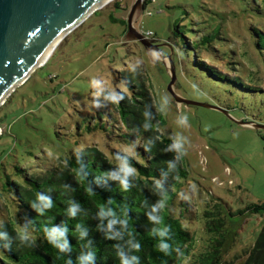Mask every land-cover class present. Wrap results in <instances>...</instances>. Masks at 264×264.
Instances as JSON below:
<instances>
[{"label": "trees", "instance_id": "trees-1", "mask_svg": "<svg viewBox=\"0 0 264 264\" xmlns=\"http://www.w3.org/2000/svg\"><path fill=\"white\" fill-rule=\"evenodd\" d=\"M235 2L232 12L250 36L258 69L233 67L240 60L232 57L238 49L230 44L227 49L223 42L229 32L219 11H214L218 21H193L202 26L175 24L171 39L237 91L243 107L246 103L254 119L264 124V0ZM112 19L127 31L124 18ZM216 62H222L225 71ZM113 72L114 89L124 99L113 104L102 92L101 108L87 126L105 132L104 148L95 143L70 150L62 161L46 162L45 168L24 167L17 157L1 163L0 264H225L239 235L231 229L230 218L247 211L264 216L262 202L233 213L223 201L211 200L197 216L190 211V201L181 197L188 170L173 136L162 130L166 120L143 71L137 66ZM126 164L135 171H126ZM196 217L203 222L201 242L185 223ZM21 234L29 239L21 241ZM161 243L168 247L160 249ZM244 252L241 264H264V218L254 244ZM89 254L92 259L87 261Z\"/></svg>", "mask_w": 264, "mask_h": 264}, {"label": "rangeland", "instance_id": "rangeland-1", "mask_svg": "<svg viewBox=\"0 0 264 264\" xmlns=\"http://www.w3.org/2000/svg\"><path fill=\"white\" fill-rule=\"evenodd\" d=\"M134 1L111 0L96 9L68 32L44 64L35 67L27 79L6 95L0 103V165L17 157L24 167L39 164L45 168L46 162L58 163L70 150L95 143L104 148L105 132L100 128L89 131L87 127L96 109L101 108L93 104L102 92L92 86V81L99 80L105 89H114L117 82L114 70L125 72L139 66L166 120L162 130L173 136L188 170L181 197L190 201V211L197 216L211 200L223 201L233 213L250 203H264V128L241 123L259 122L246 103L243 107L237 91L215 79L171 39L175 24L202 26L193 21L211 20V17L218 21L220 18L214 11H219L224 13L220 21H225L229 32L223 42L226 47L230 44V48L238 49L232 57L238 56L240 60L233 67L244 64L258 69L250 49V36L232 12L237 3L235 0H156L144 4V0V11L134 22L140 32L151 30L154 35L150 40L160 45L162 54L171 55L176 71L174 92L188 100L224 109L219 110L178 102L168 89L170 60L162 58L153 48L147 50L138 41H126V25L113 21L112 16L127 21ZM214 65L225 71L222 62ZM184 116L187 123L181 122ZM27 150L32 153L26 154ZM263 218L261 213L251 211L230 218L231 229L238 230L239 235L235 250L226 255L225 264H241L245 260L244 250L254 244ZM185 223L201 242V219H187Z\"/></svg>", "mask_w": 264, "mask_h": 264}, {"label": "water", "instance_id": "water-1", "mask_svg": "<svg viewBox=\"0 0 264 264\" xmlns=\"http://www.w3.org/2000/svg\"><path fill=\"white\" fill-rule=\"evenodd\" d=\"M109 1L0 0V103L17 83L29 77L35 67L44 64L69 31ZM143 1L135 0L129 9L126 41H138L147 50L153 48L162 58L170 60L171 80L168 89L178 102L224 110L211 103L188 100L174 92L176 71L171 55L162 54L160 45L147 39L134 24L144 11ZM241 123L264 128V124L253 121Z\"/></svg>", "mask_w": 264, "mask_h": 264}, {"label": "clouds", "instance_id": "clouds-1", "mask_svg": "<svg viewBox=\"0 0 264 264\" xmlns=\"http://www.w3.org/2000/svg\"><path fill=\"white\" fill-rule=\"evenodd\" d=\"M92 86H93L94 88H97L99 91L104 92V93H105V95H104V100H106V101H108V102H111V103H113V104H118L120 100L124 99V95H123L122 92H117L115 89H105V88L101 85V81H99V80H93V81H92ZM98 94H99V92L97 93V95H98ZM93 104H94V106L97 107V108H98V107H101L100 103H99L98 101H96V100L93 102ZM181 122H183V123H187V116L182 117V118H181ZM145 127H147V125H145ZM146 150H147V149H146ZM125 169H126V171H129V172H134V171H135L134 168H132L130 165H127V164L125 165ZM41 198H43V197H41ZM71 214H72V215L75 214L74 210L71 212ZM59 235L63 236V235H64V232L61 231V232L59 233ZM82 235H83V233H81V236H82ZM160 235L163 236V235H164V232H161ZM19 238H20L21 241H25V240H28V239H29V237H28L27 234H21ZM65 247H67V244H65ZM167 247H168V245H166L165 243H161V244L159 245V248H160V249H166ZM84 259L87 260V261H90V260L92 259L91 254H89V255H88L87 257H85Z\"/></svg>", "mask_w": 264, "mask_h": 264}, {"label": "built area", "instance_id": "built-area-1", "mask_svg": "<svg viewBox=\"0 0 264 264\" xmlns=\"http://www.w3.org/2000/svg\"><path fill=\"white\" fill-rule=\"evenodd\" d=\"M142 34L147 38L151 39V37L154 35V33L151 30H143Z\"/></svg>", "mask_w": 264, "mask_h": 264}, {"label": "bare ground", "instance_id": "bare-ground-1", "mask_svg": "<svg viewBox=\"0 0 264 264\" xmlns=\"http://www.w3.org/2000/svg\"><path fill=\"white\" fill-rule=\"evenodd\" d=\"M111 1V0H110Z\"/></svg>", "mask_w": 264, "mask_h": 264}]
</instances>
